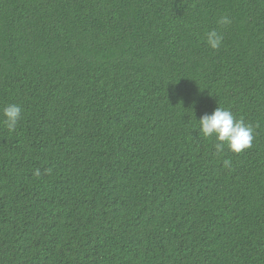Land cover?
<instances>
[{"label":"trees","instance_id":"1","mask_svg":"<svg viewBox=\"0 0 264 264\" xmlns=\"http://www.w3.org/2000/svg\"><path fill=\"white\" fill-rule=\"evenodd\" d=\"M0 264H264V0H0Z\"/></svg>","mask_w":264,"mask_h":264},{"label":"clouds","instance_id":"2","mask_svg":"<svg viewBox=\"0 0 264 264\" xmlns=\"http://www.w3.org/2000/svg\"><path fill=\"white\" fill-rule=\"evenodd\" d=\"M218 25L227 26L231 20L227 16H221ZM207 44L212 49H219L223 42V35L216 29L206 34ZM3 123L9 132H14L21 119V106L15 103L6 105L3 109ZM200 133L207 139L215 140L214 147L220 152L225 146L235 153H240L252 146L254 140V128L250 124H245L243 119H236L226 108L219 106L212 114H205L198 119ZM224 167L231 165V161H223ZM37 175L39 171L37 170Z\"/></svg>","mask_w":264,"mask_h":264}]
</instances>
